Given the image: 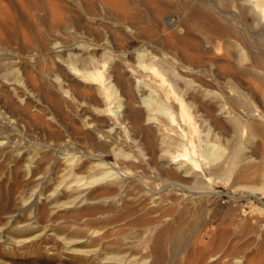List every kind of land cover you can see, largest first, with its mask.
<instances>
[{
  "label": "bare ground",
  "instance_id": "bare-ground-1",
  "mask_svg": "<svg viewBox=\"0 0 264 264\" xmlns=\"http://www.w3.org/2000/svg\"><path fill=\"white\" fill-rule=\"evenodd\" d=\"M195 1L191 7L185 0H0V25L18 11L29 30L21 31V40H12V34L13 43L0 31V171L6 168L4 162L8 177L23 171L28 179L20 189L26 186L29 194L26 190L19 194L27 195L24 202L34 197L29 206H17V214L11 210L4 213L5 219L0 217L1 224L16 218L4 242L23 247L30 239L27 234L41 226L53 230L49 235H55L56 249L83 256L75 259L77 264L92 256L99 264H174L173 259L181 257L178 247L187 210L174 217L171 212L177 210L167 204L164 215L175 222L158 229L165 216L156 214L161 211L156 201L160 195L151 184L160 180L166 189L183 187L186 182L181 181L186 179H204L201 159L210 174L216 162L220 161L219 173L233 165L234 155L232 160L222 158L219 141L208 143L204 136L207 142L198 150L194 135L199 126L208 128L205 134L215 126L223 136L227 124L220 120L228 114L225 121L232 133L242 134L241 129L247 128L252 139L262 140L257 145L264 149V0H243L239 14L232 0ZM245 12H252L253 19ZM238 57L243 64L236 63ZM13 71L16 77L10 74ZM8 74L17 84H6ZM252 98H261V117L254 113ZM228 106L239 110L231 116ZM237 140L231 148L238 155L235 151L241 152L243 143ZM252 149L244 153L248 155L240 168L231 165L238 170L233 171L235 182L254 177V171L264 166V161L256 160L263 150L257 147L261 154L256 157L259 152ZM140 196H147L154 207L145 209ZM62 210L72 213L59 214ZM103 219H107L104 226L122 225L119 236L111 239L109 230L91 236L94 231L85 226ZM194 231L187 238H193ZM40 234H34L36 240ZM80 237L85 241L77 240ZM194 239L195 246H206L204 253L197 248L202 255L196 258L199 263L219 264V255L214 258L212 251H228L219 246L209 252L217 241L206 239L203 246ZM170 243L174 252L167 249ZM31 248L38 258L39 248ZM13 250L2 249L0 255H11ZM194 252L191 262L198 257ZM186 254L185 258L191 251ZM234 264L245 263L235 258Z\"/></svg>",
  "mask_w": 264,
  "mask_h": 264
},
{
  "label": "rangeland",
  "instance_id": "rangeland-1",
  "mask_svg": "<svg viewBox=\"0 0 264 264\" xmlns=\"http://www.w3.org/2000/svg\"><path fill=\"white\" fill-rule=\"evenodd\" d=\"M185 1L186 2H190L191 4L189 3V5H191V7L196 6L195 5L196 4V1L195 0H190V1L189 0H185ZM240 1L239 0H232L231 1L232 6L234 7V11H236L238 14L241 13V9H242L241 7L244 8V6H245L243 0L241 2ZM236 4H239V5H237L239 7H237ZM238 8H239V10H238ZM14 9L15 8H11L12 11H15ZM245 13H246V16L249 19H251V20L253 19L252 16L254 14H251L252 12H245ZM13 14L14 15H11V18H10L11 21L8 19L10 22L7 21L5 24L0 25V28H1L0 31L3 33V36L5 37V39H7V40L9 39L8 41H10V42L12 40H16L17 37H18L17 40L18 39L21 40L22 39V36H20V35L22 34V32H24L25 34L26 33L28 34V31H29L28 28H27V30H25L26 27H28V26L23 21L22 17L20 16L21 14L18 11L13 12ZM13 17H15V18H13ZM189 24H192V22L189 21V23H187V25L189 26ZM6 25L9 26V27H7ZM15 25H16V27H15ZM19 26L22 29H19ZM24 26H25V28H24ZM2 27H3V29H2ZM191 27L192 26L190 25V28ZM14 28H16V29H14ZM10 29H12V30H10ZM7 31H9L8 33H9V36L11 38L7 35L8 33H5ZM12 34L14 35V38H13ZM22 35H24V34H22ZM262 38L264 39V35H263ZM12 43H13V41H12ZM261 57H264V50H263V52L261 54ZM235 61H236V63L238 65L240 63L243 64V62H244V60L241 61V59H239V57ZM10 74L11 75L13 74V76L16 77L15 76L16 75V72L14 74V71H13V73H10ZM10 74L7 75L8 78L6 76V79L7 80L5 81V79H4V81L6 82V84H8L10 86H13V84H17V83H16V81H14V78H13V80L11 79L12 76ZM13 82H15V83H13ZM255 83L256 82L254 81V84ZM21 88H23V87H21ZM252 101H254V102L252 103ZM252 101H251V105H254L253 108H255L254 109L255 115L261 117V115H262V102H261V98H259V99L258 98L257 99L256 98H252ZM256 103H257V105H256ZM255 105H256V107H255ZM228 107H230V106H228ZM228 107H226L227 108L226 109L227 111L230 110V112H231V109L233 111L230 114L231 116L233 114H235V111L237 112V110H239V109H237V110L234 111L233 107L232 108L231 107L228 108ZM260 113H261V115H260ZM226 116L228 117L229 114L226 115ZM226 116L223 117V120L224 121L223 120H220V121L222 123L224 122L225 125L227 124L226 125L227 128L225 127L227 131H229L235 137L236 136L238 137V134H241L240 131L238 130L239 132H237L236 135L234 133H232V128L229 125V121H225L227 119ZM236 121L239 122L238 120H236ZM206 128L199 126L198 129H197V132L194 134V135H197L195 137V145H196V148L198 150L200 149V147H202L201 145H203V144L205 145V143L207 142L205 140V138H204V136H205L206 139L208 140V143L209 142L210 143L211 142H213V143L215 142V145H218L217 142L219 141L220 144L218 146L219 147L222 146L221 147L222 148V151H223L222 152V155L224 154V156H222L223 159L224 158L225 159L231 158V160H232L233 159L232 156L234 155L235 159H233L232 163L235 160H236V162L233 165L231 164L232 166H234V168H238V167L240 168L241 167V164H243L244 163L243 161H245L243 159H245V157L248 155V154H244V153H249L252 148H255L256 149V150L254 149L255 151H257L258 149H260L261 151L263 150L262 151L263 154H261V151L258 150L259 153H257L256 157L259 154H261V155H260V157L258 156V158H256V160L257 161H260V162L261 161H264V149H263V146H262V149H261V147L257 145L260 140H258V138H255V139L253 138L252 139L251 138L252 135L250 134V132L248 131L247 128H244L243 130L241 129L242 134L240 135L241 136L240 140L238 139L240 136L238 138L236 137L238 139V140L237 139L236 140H237V142L239 141L238 142L239 144H242L243 143V145L240 146L242 148L241 149L242 151L239 150V151H241L243 153L235 151L236 153H238V155L237 154H234L232 152V151H234L231 148L232 141H233V144H235L234 141H236L234 139L235 137H233V138L231 137L233 135H231L229 132H226V130H225V133L222 136L219 132H217V130L219 131V128H216L215 126H214V128L213 127L210 128L212 130H210V129L208 130L209 131V133L207 132L208 134H205V132L208 129V128L207 129ZM121 130H122V134H124L125 136H127V134H128L127 129L125 130V129L122 128ZM200 130L202 131V134L203 135L200 133L201 132ZM210 132H211V134H210ZM215 133H216V135H218V137L215 135ZM226 133H227V136H226ZM228 133H229V136H228ZM198 135L201 136V137H199ZM206 135L207 136L209 135V136L207 137ZM230 137H231V139H230ZM201 138H203L205 140V142L202 141ZM211 138L214 141L213 140L211 141L210 140ZM199 139L201 140V142H203V143H200V146H199V142H200ZM229 139L232 140V141L229 142L228 141ZM253 141H254V144L251 145V142L253 143ZM255 141H258V142H255ZM261 141H260V143H261ZM230 143H231V145L229 146ZM260 143H259V145H260ZM243 146L245 147V149L243 148ZM253 146H255V147H253ZM257 147H258V149H257ZM243 149H244V151H243ZM230 150H231V154H229L230 153ZM224 151H225V153H224ZM247 151H249V152H247ZM225 154L228 155V156H226ZM222 158H220L221 161L223 160ZM198 159L200 160L201 158L199 157ZM111 160H114L113 156H111ZM199 162L201 163L202 170H204L203 171L204 175H202L204 179H202L201 176H200L201 178L200 177L196 178V181L198 183L195 181V179L190 180L188 178L190 180V182H189V180L186 179V181L183 180L184 182L181 181V183L183 185V183L186 182L185 184L186 185H189V186L184 185L183 187H181L179 185H172L171 187H167L166 189H163L164 188V184L160 180H157V182L155 181L154 182L155 184L154 183L151 184L152 185V188L154 190H156V191L158 190L157 193H156V196L157 195L158 196L160 195L157 200L155 199L157 201L159 210L161 209V211H158L159 213H156L157 215L160 216L161 213H163V215H164V212H163L162 209L163 208H167V204H168V207H173L174 208V211L177 210L175 212V214L173 212H171L172 215H174V217H176L180 213V210H183V209H186L187 210L186 214L184 215L185 221L181 225V229H182L181 232L183 234L182 237L183 236L184 237L179 242V245L180 246L179 245H178L179 247L176 246V248L178 247V249L181 248L180 251H181V254L182 255H181V257H179L180 255H177L173 259V263L175 264L178 260L180 261V259H181L182 261L181 262H177V264H181V263H185L186 264L187 263L186 260L189 258V256H190L191 260L189 258L187 261H190L191 262L194 259V256L192 255L193 254L192 252H194L193 249L195 250L194 255H196V253H197L196 256H198V257H195V259L196 258L199 259V257H200L199 255H201L200 254L201 250H202L201 253H204L203 252V248L206 247V246L203 245V243L206 241V239H208V241H209L212 238L210 236L214 235L213 236L214 239L213 238L211 239V240H213V242L211 240H210V242H212L213 244H215L216 241H217V243H216L215 247L208 248L209 249L208 251L209 252H210V250L212 251L213 248H214V250H215V248L217 250V248L219 246H220V248L222 247L221 248L222 251H225L226 252L228 250L226 253L221 252V251H219L218 253H214V251H212L214 258L215 257H218V255H219V258L217 259V260H221V262L219 264H234L235 258H237L238 260H242L243 263H245V264H247V263L248 264L249 263H251V264H254V263L255 264H264V194L260 190L261 189L260 187H262V183L260 184V182H263L264 181L263 179H261V178H264V176L262 175V174H264V172H262L261 174L259 173V171L260 172L262 171L261 170L262 167H263V170H264V166H262L259 169H256L254 171V173H253V175L255 174L254 177L251 176L252 175L251 174L250 176L247 177V179L244 178V180L246 179L245 181L241 180V183H239L240 181H238V179L235 182V180H236V174H237V171L238 170L237 169L233 170L232 169L233 167L231 165H230L229 168H226V170L224 168H222L223 170L228 171V172H226V174H224L225 171H220V173H219V170H221V167H220V165L218 163H220V161L218 163L216 162V164H218V166L216 164H215L216 167H215V165H213L214 168H215L214 169V173L213 174H210L208 172V170H207V166L205 164V161L203 159H201ZM7 165L8 164L4 162L3 166H5L7 168ZM213 166L212 167L209 166V167L211 169H213ZM235 166H237V167H235ZM6 168L1 167V171H0V217H2V219H5L4 216H3L4 213L11 212V210H14L15 211V214H17L16 213V210H17L16 208H18L17 206H29V204L34 201L33 200L34 197H31V198L27 199L24 202V197H27V195L29 194L27 192L28 189H27L26 186L25 187L22 186L23 189H22V187L20 189V186L22 184H24V181L26 180V178L28 179V175H25L24 176L23 171H19V174L15 178L11 177V175H9V177H8V172H6L7 171ZM216 169H217V172L215 171ZM3 171H4V173H3ZM233 171H236L235 172L236 174ZM5 172L7 173V175H6ZM221 172H224L223 173L224 175ZM231 172H233L232 175H230ZM217 173H219V174H217ZM220 174H222V175H220ZM4 175H5V177H4ZM217 175H220V177L217 176ZM249 177H251V178H249ZM199 178H200V180L202 179L201 181H203V185H202V183H200L201 181L199 180ZM172 179H170V181H172ZM174 179H173V182H174ZM232 179H234V182L235 183L232 181ZM179 181L180 180H176L175 179V182L176 183H180ZM192 184H194V185H192ZM205 184L206 185L208 184V187L209 188L206 187ZM232 184L234 186H232ZM238 184H240V185H238ZM199 185H200V187H198ZM201 185H202V187H201ZM196 186H197V188H195ZM256 186H257V190L255 189ZM188 187H189V190H188ZM252 187L255 190L252 191V189H253ZM199 188H202V190L203 189L204 190L203 191L202 190H199ZM21 190L22 191H25L26 190L25 193L27 195L26 194L24 195V193L19 194V192H21ZM192 190H194L195 192L192 191ZM259 190H260V192H259ZM262 191H264V190H262ZM165 192H166V197H165ZM198 192H199L200 195L198 194ZM167 194H170L171 196L170 195L168 196ZM194 194H195V196H193ZM202 194H204V195H202ZM161 195H163L162 197H165L166 199L165 198H162ZM257 195H258V197H257ZM184 196H185V198H184ZM170 197H171V199H170ZM173 197H174V199L176 198L175 199L176 201L173 199ZM180 197L183 199V201H182V199ZM192 197H193V199H192ZM143 198H144V201H142ZM167 198H168V200H167ZM177 198H179V199H177ZM190 198H191V200H190ZM37 199H38V197L35 198V200H37ZM160 199H161V203H162V201H165V200L167 201V202L166 201L163 202L164 204H166V206L162 203L163 204V207H162V204L160 203ZM39 200L40 201L43 200V196H41V198ZM171 200L172 201H175V203L174 202H170ZM179 200H180V202L181 201L182 202L180 203ZM205 200H207V201H205ZM138 201H140L143 204V206L145 207V209L150 210V209H152L154 207V205L150 202V200L148 199L147 196L146 197L145 196H142V197L140 196L138 198ZM158 201H159L160 204L158 203ZM203 201H204V203H203ZM170 203H171V206L169 205ZM172 203H174V204H172ZM176 204H178V205H176ZM14 205H15V208H14ZM146 205H148V206H146ZM193 205H196V207L193 206ZM193 209H194V213L195 214L193 213ZM177 212H179V213H177ZM61 213L62 214L65 213L66 215H67V213L68 214H71L72 213V210H68L66 212L63 211V210L62 211H59V214H61ZM169 216H171V215H169ZM99 217H101V216H99ZM167 218H171V217H167ZM162 219H163V221H161V224H162L163 227L158 225V227H157L158 229L159 228H164V227L170 228L171 227L170 225L174 224V222H175V221L171 222V220H173V219H171V220L166 219V216L165 217H161L160 220H162ZM15 220H16V218L13 221H10L9 223H5V222L3 223V221H4L3 220V221H1L2 224L0 223V237H1L0 238V250L3 249V250H6L7 251L9 249L10 251H12V249H14L13 250V254H11V255L3 254L4 252L1 253L3 256L0 255V264H77V262L75 261V259H77L79 257L80 258H83V256L77 255L75 253L72 254L71 251L65 250V248H62L61 247L62 249H58V248L56 249L55 244H54L56 242H55V240H53L54 239L53 237H55V235H53V237H50V235H49V233H51V234L53 233V230L52 231L47 230L49 228L43 229V228H41V226H39L40 228L38 227L39 229H33V230H31V231H33V233L27 234L30 239H28V238L26 239V241L27 240H29V241H27L28 243L25 242L24 243L25 245H23V247L20 246L21 247L20 248L17 245H9L6 241L4 242V240L6 239L7 231L10 230V228L13 226V222L15 223ZM105 220L107 221V219H105ZM105 220L104 219H103V221L102 220H95L94 222L91 221V223H90V221L88 222L89 225H87L85 227L86 228H89L90 227V231L89 232L94 231L91 234V236L93 235L92 237H97L98 235L100 236L104 232H107L108 230L110 231L109 236H110L111 239H114L117 236H119V230H121L122 225H120L118 223H115V224H112V225H110V224L108 225L107 224V225L104 226V222L106 224V221ZM100 221H101V223H100ZM163 222H165V223L167 222V225L165 223H163ZM84 223L82 224L83 227H84ZM91 226H92L93 229L91 228ZM43 230H46L47 231V233L45 235H43L44 233L41 232ZM123 230H124V228H123ZM193 231H194V235L195 236L193 238H190V239L187 238L189 236L188 234L192 233ZM173 232H176V231H171V233H173ZM39 233H42V234H40L41 236H38V238L36 240V237L37 236H34V234L36 235V234H39ZM197 234H199V235H197ZM206 234H208V238H206V236H205ZM203 235H204V241L202 242V240H203L202 239L203 238L202 236ZM32 236H34V237H32ZM88 236H90V235H88ZM195 237H196L197 241H199L200 243H202L201 245L204 246V247H201L202 249L200 248V246L199 247H197V245L195 246V243H196V240L194 239ZM41 239H42V241H41ZM193 239H194L195 242L193 241ZM43 240H44V242H43ZM77 240H79V241H85L83 237H80ZM219 240H220V243L223 244L224 247L220 243H218ZM193 242H194V245H193ZM189 244H190V246H189ZM5 245H7V246H5ZM61 245L63 246V244H61ZM165 246H169V245H166L165 244ZM170 246L167 249L168 250L171 249L172 250L171 252H174L171 243H170ZM192 246H194L195 248L192 247ZM11 247H12V249H11ZM31 247L32 248L33 247L39 248L40 255H38V258H35L34 255L30 252V248ZM225 247H226V249H225ZM32 248H31V250H32ZM83 248H88L89 249L90 247H88V245H85V246H83ZM197 248H199L201 250H199ZM187 249H189V250H187ZM190 249H192V250H190ZM196 249H197V252H196ZM204 249L206 250V248H204ZM56 250H57V252H56ZM184 250L188 252L187 254H189L190 251H191V254L190 255H187ZM198 250L200 251L199 252V255H198ZM21 252H23V253H21ZM184 252L187 255L186 258H185ZM212 252H211V254H212ZM168 254H169V252H168ZM224 254H226V255L224 256ZM214 255H216V256H214ZM203 256H204V254H203ZM72 257H74V258H72ZM93 257L94 256H92L91 259L89 258V260H85V259L83 260L82 259L83 260V264H99V262H96L95 260H93L95 258V257L94 258ZM201 257H202V255H201ZM211 257H212V255L209 258H211ZM254 257L257 258V259H255ZM175 260H176V262H175ZM195 261H198V260L196 259L193 262H191V263L189 262V263L190 264H193V263L194 264L195 263L198 264L200 262V261H198V263H197ZM189 263H187V264H189ZM214 263H216V262L214 261ZM199 264H203V263H199ZM204 264H205V260H204Z\"/></svg>",
  "mask_w": 264,
  "mask_h": 264
}]
</instances>
